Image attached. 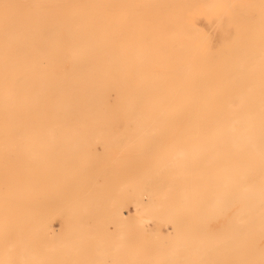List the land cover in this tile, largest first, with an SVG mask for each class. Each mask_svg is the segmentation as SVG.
Masks as SVG:
<instances>
[{
    "label": "rangeland",
    "instance_id": "1",
    "mask_svg": "<svg viewBox=\"0 0 264 264\" xmlns=\"http://www.w3.org/2000/svg\"><path fill=\"white\" fill-rule=\"evenodd\" d=\"M28 1L25 0L26 3ZM74 1L71 0L70 5ZM189 1L83 0L84 8H91L88 10L91 15L88 21L102 25L106 23L109 28L115 24L116 30L120 32V38H116L126 40L118 42L112 37L108 38L110 49L107 52L103 50L100 57L103 65L98 66V69L86 67L84 70L105 72L107 67L104 63L110 61L116 65H111L109 69L133 71L117 77L121 84H134L131 80H138L137 72L146 70L151 73L147 77H171L180 86V78L185 72L191 71L197 76L206 73L210 76L211 71L219 65L226 72L225 77L232 73L238 78L225 85L234 86L235 90L248 86L264 88V57L257 56L258 53L264 55V0L261 3L260 0ZM135 3L139 4L136 6ZM69 9L72 10V7ZM96 13L99 18L94 17ZM145 24L150 30L151 26H155L154 43L157 48L178 46L177 58L153 57L141 60L133 56L141 52L144 44L149 47L148 35L144 33L147 30ZM102 29L105 31L104 26ZM3 35L7 36L6 30ZM123 43L130 48L131 57L128 58L136 64L122 65L127 61L126 58L111 57L115 53L121 54L119 47ZM172 52L168 55L173 56L175 52ZM23 53L4 58L20 64L28 72H38L41 80L34 75L30 79L37 90L43 84L65 85L66 74L73 67L77 69L73 65L75 58L68 54H41L31 45H27ZM146 60L151 61L144 65ZM6 67L10 68L11 63ZM3 77L0 74V83ZM136 85L142 86L143 83L138 82ZM209 85L215 84L210 82ZM56 94L59 92L56 91ZM108 99L110 103L120 101L113 91L109 93ZM244 114L245 111H242L233 115L242 117ZM14 117L0 118V134H7L5 137L0 135V264L8 259L5 253L8 248L4 245L6 241H9L8 246L18 245V248L13 247L15 255L8 261L9 264L20 263L21 255L18 253L28 247V242L33 243L36 253L45 258L44 264H244L240 259L250 243L231 248L227 240L234 236L235 230L240 229L237 219L247 207L238 198L228 199V194L237 196L260 189L264 186V180L259 176L255 177L251 186L244 188L222 182L220 174L216 173L210 179L209 186L200 185L199 188L204 190L202 198H198V204L192 206L184 200L181 192V189H190L191 182L168 177L162 170L159 171L164 161L161 156L164 149L162 144L158 149L150 146L144 154H139L129 149L128 138L116 141L122 136L123 128H126V118L113 121L110 132L103 130L106 133L99 134L101 121L98 118H63L61 121L59 118H28L26 114L22 116L20 113ZM72 132L76 137H73ZM111 141L117 143L112 144ZM192 145L188 143L187 147L191 148ZM251 158V155L247 156L250 160L246 163L254 167L255 161ZM185 164L186 170L191 171L192 164L187 158ZM159 175L163 176L160 178ZM131 185H134L133 188ZM164 186L168 187L167 194L164 193ZM170 188H173V194H170ZM140 189L148 193L145 198L159 209L155 214H150L146 229L152 233L161 229L162 234L165 229L161 227L159 217L164 215L163 210H167V220L172 224L168 227L169 234L159 236L157 240H146V244L137 243L135 239L139 235L134 227L124 237L114 238L130 222L125 219L129 202H125L121 208L124 215L115 212L120 211L121 196L127 193L128 200H133L137 192L142 191ZM218 195L221 197L220 204H227L225 213L219 211ZM171 198L175 200L172 207L175 210L168 209ZM88 213L89 216H86ZM227 213L231 215L229 224ZM83 218H88L85 223L81 222ZM114 222H118V226ZM211 222L216 224L212 225ZM114 224L116 227L112 229H118L116 233L111 230ZM84 225L87 230L82 227ZM41 230L47 231L48 235L40 237L38 232ZM180 238H186L187 242L180 243ZM254 245L259 252L264 253V239H255ZM27 253L22 264L33 263Z\"/></svg>",
    "mask_w": 264,
    "mask_h": 264
},
{
    "label": "bare ground",
    "instance_id": "2",
    "mask_svg": "<svg viewBox=\"0 0 264 264\" xmlns=\"http://www.w3.org/2000/svg\"><path fill=\"white\" fill-rule=\"evenodd\" d=\"M70 1L29 0L26 3L25 0H0V74L4 75L3 81L0 83V108H2L0 118H15L14 116H18L19 113L22 116L26 114L28 118H59L61 121L64 120L63 118H98L101 121L99 134L105 131L110 132L113 121L126 118V128L125 130L123 128L122 136L116 141L121 142L123 140L121 138H128L127 146L129 149L138 151L139 154H142L150 146L158 149L162 144L164 151L162 150L161 156L164 161L159 171L162 170L168 177L174 176L180 181L191 182V188L188 190L181 189V192L183 191L184 200L192 206H196L198 198H202L204 190L199 188L200 185L209 186L210 179L216 173L220 174L222 182L234 183L244 188L251 186L256 176L264 180V88L248 86L242 90H235L234 86L225 85L233 80L237 81L238 78L232 73L225 77L224 73L226 72L219 65L216 70L211 71L210 76H207L206 73L197 76L194 72H185L184 76L180 78L182 82L180 86H177V81L171 77L158 75L147 77L146 75L151 73L146 70L137 72L138 80H131L135 85L121 84L117 77L133 71L109 69L111 65H116L110 61L104 63L105 67L108 68L105 72L96 69L84 70L86 67L97 68L103 65L100 57L103 50L107 52L110 49L107 42L108 38L112 37V40H118V42L120 40L126 42V40L116 38V36L120 38L118 36L120 32L116 30L117 25L113 24L110 26L112 28H109L106 23L102 25L99 22L88 21L91 17L88 10L91 8L89 6L84 8L83 0H73V5H70ZM137 4L135 3L136 6ZM71 7L72 10L69 9ZM94 17L99 18L100 16L96 13ZM103 26L105 31L102 29ZM145 26L148 27L147 24ZM153 27L155 28L153 25L151 30L147 28L144 32L148 35L149 47L144 44L141 52L133 56L141 60L153 57L177 58L178 46L169 47L165 45L162 48L155 46L156 36ZM5 30L7 36L3 35ZM27 45H31L41 54H57L58 52L59 54H68L75 58L73 65L77 69L73 67L66 74L65 85L64 83L59 86L56 83H52L51 86L43 84V87L37 90L33 87L30 79L36 76L41 80L38 72L34 70L28 72L20 64H14L12 60L4 58L9 55L24 54ZM119 49L122 50L121 54L115 53L111 57L126 58L127 61H124L122 65L136 64L128 58L131 57L129 46L123 43ZM172 51L175 52L174 55L169 56L168 53ZM108 56L110 57V55ZM257 56L264 57L260 53ZM146 61L142 63L147 65L151 60ZM8 63H11L10 68L6 67ZM26 74L31 77H25ZM138 82H142L143 85H136ZM210 82L215 85H209ZM37 86L39 85L37 84ZM56 91L59 92L58 95ZM111 91L113 94L115 92L116 99L120 101L113 103L108 101V95ZM242 111H245L242 117L233 115ZM72 133L73 137H76L74 132ZM0 135L5 137L7 134L1 132ZM116 141L113 143L111 141V143L114 144ZM188 143L193 144L191 148L187 147ZM250 155L252 161H255L254 167L247 164L250 160L247 159V156ZM186 158L192 164V170L189 172L186 170ZM145 178L148 181L147 175ZM131 186L133 188L134 185ZM167 189L168 187H165V194H167ZM170 189H172L170 194H173V188ZM146 190L145 192L148 191ZM143 191L137 192L136 197L134 196L135 198L130 201L126 196L127 193L121 196L120 211L115 212L124 215L121 208L125 202H129L128 216L125 219L126 222L127 220L130 222L126 223L128 225L124 231L117 229L118 232L112 229L113 226H118V222H114L117 224L111 226V230L117 232V236L113 235L114 238L124 237L126 232H132L134 227L137 235H139L138 239H135L137 243L146 244L150 239L157 240L159 236L169 234L168 227L172 224L167 220V210H163V216L159 217L158 215L161 218V227L165 229L162 234L161 229L156 233L146 229L147 222L151 218L150 214H155L159 209L158 206L151 204L145 198L148 193L145 194ZM207 192L211 191L208 190ZM161 194L159 195L161 196ZM218 196L219 211L225 213L227 204L221 205V197ZM232 197L238 198L247 209L239 217V220L237 219L240 229L235 230L234 236L227 240V243L231 248H237L249 242L250 245L245 247L240 259L241 262L244 264H264V253L259 252L258 247L254 245L255 239H264V186L255 191L237 194V196L229 193L228 199ZM171 202L168 209L175 205L173 198H171ZM172 210L175 209L172 208ZM109 214L111 215V213ZM226 217H229V224L231 215L227 213ZM87 219L83 218L81 222L87 221ZM81 222L78 224L82 225ZM195 224L197 225V222ZM211 224L215 225L216 223L211 222ZM106 226L110 228L109 225ZM82 227L86 228L85 225ZM1 229L2 225H0V231ZM38 234L40 237L48 235L45 230H41ZM246 236H249L248 239ZM50 241L52 240L50 239ZM179 241L180 243L187 242V239L180 238ZM8 242L6 241L4 244L8 248L5 252L6 259H8L1 264H9L8 261L15 255L13 247L18 248V245L8 246ZM221 242L223 243V241ZM27 252L32 257V264H44L45 258L39 256L33 243L29 242L28 247L18 253L21 255L19 264L23 263ZM50 256L48 258L52 259Z\"/></svg>",
    "mask_w": 264,
    "mask_h": 264
}]
</instances>
